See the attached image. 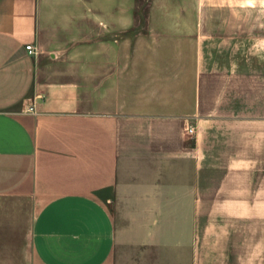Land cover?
<instances>
[{
	"label": "crops",
	"instance_id": "0c3cea01",
	"mask_svg": "<svg viewBox=\"0 0 264 264\" xmlns=\"http://www.w3.org/2000/svg\"><path fill=\"white\" fill-rule=\"evenodd\" d=\"M141 2L0 0V264H264V0Z\"/></svg>",
	"mask_w": 264,
	"mask_h": 264
},
{
	"label": "built area",
	"instance_id": "2783aa9c",
	"mask_svg": "<svg viewBox=\"0 0 264 264\" xmlns=\"http://www.w3.org/2000/svg\"><path fill=\"white\" fill-rule=\"evenodd\" d=\"M26 49L28 50V52H29L30 54H35V48H34L32 45H27V46H26ZM28 109H29V110H33V109H34V106H30ZM187 131H188L189 133H193V131H194V127H193V126H190V127L187 129Z\"/></svg>",
	"mask_w": 264,
	"mask_h": 264
},
{
	"label": "rangeland",
	"instance_id": "374dc122",
	"mask_svg": "<svg viewBox=\"0 0 264 264\" xmlns=\"http://www.w3.org/2000/svg\"><path fill=\"white\" fill-rule=\"evenodd\" d=\"M217 1H220V0H217ZM137 5H140V9L146 10V9H150L151 2L150 0H142V2Z\"/></svg>",
	"mask_w": 264,
	"mask_h": 264
}]
</instances>
